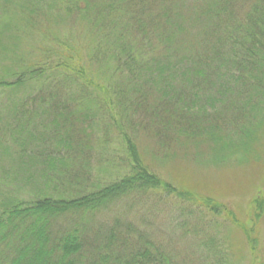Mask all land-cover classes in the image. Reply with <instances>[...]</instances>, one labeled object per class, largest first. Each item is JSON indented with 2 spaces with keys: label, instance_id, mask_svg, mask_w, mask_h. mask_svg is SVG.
Instances as JSON below:
<instances>
[{
  "label": "trees",
  "instance_id": "16d2710c",
  "mask_svg": "<svg viewBox=\"0 0 264 264\" xmlns=\"http://www.w3.org/2000/svg\"><path fill=\"white\" fill-rule=\"evenodd\" d=\"M0 1V55L1 39L19 40L13 18L23 38L35 22L52 20V10L79 21L92 42L85 58L53 48L0 61L12 67L0 70V100L15 95L0 107L3 180L34 187L29 199L0 200V264H185L166 250L171 240H156L160 230L136 220L137 207L165 200L173 229L191 226L214 264L223 258L217 218L255 251L258 197L241 223L226 204L151 171L134 133L150 138L155 153L244 161L262 137L264 0ZM114 139L125 147L126 175L97 179L90 162Z\"/></svg>",
  "mask_w": 264,
  "mask_h": 264
},
{
  "label": "rangeland",
  "instance_id": "374dc122",
  "mask_svg": "<svg viewBox=\"0 0 264 264\" xmlns=\"http://www.w3.org/2000/svg\"><path fill=\"white\" fill-rule=\"evenodd\" d=\"M44 9L47 11L46 8ZM51 14L55 16L52 20L44 19L35 22L30 30L32 35H26L23 38L17 31L19 26V24H16L17 17L13 18L10 24L16 29L15 35L19 40L3 41L1 39L4 51H1L3 57L0 55V61L13 54L25 56L26 60L33 59L38 57L39 54H43L44 51L54 52L53 48L60 49L63 52L69 49L72 53L85 58L86 47L92 42L88 40L82 24L76 19L65 17L55 10H52ZM3 16L4 9L0 8V28H2L1 19ZM10 66L1 62L0 70H11L12 67ZM36 84L42 83L38 82ZM29 91L30 89L26 87L18 93ZM13 96H15L13 93L8 92L4 99L0 100V107L3 106L4 102L6 105L5 99ZM260 122H263L264 125V106L256 118V124L259 125ZM262 126L259 125V132L262 137L258 143L250 145L252 148L245 152L244 161L240 164L236 163L234 159L228 160L229 162L224 165L206 164L208 161L204 157L205 155L202 154L200 157L195 158L194 151L189 152L188 157L181 156V153L178 155L162 154L159 149L155 153L154 142L150 138L145 137L140 131H135L134 136L142 163L151 171L178 189L190 190L199 196L210 197L226 204L241 223H247L249 216L257 208L255 198L258 197L260 204L264 205V128L262 130ZM97 153L95 160L90 162V165L93 164V172L97 179L115 181L126 175L129 162L125 147L120 141L112 140L108 148H100ZM7 170L6 166L0 165V200L11 196L19 200L29 199L31 194L34 193L32 190L34 187L23 184L18 180L12 183L4 181L2 172ZM57 187L60 191H64L61 186L57 185ZM143 207L136 208H141L136 213V220L144 228H148L149 232L154 229L160 230L159 233L157 232L158 236L156 237L159 243L163 242L165 244L171 240L173 244L165 247L166 250L173 248L176 249V252L179 251L181 258L179 259L185 264H214L210 257L205 258L204 250L197 245L201 239L197 238L198 241H196L195 238L192 239L189 235V230L193 229L191 226H188L189 230L187 228L173 229L174 218H171L167 212L171 207L169 201L165 200L160 204H156L154 209H149L147 205ZM158 209L165 212L158 211ZM216 220L221 239L220 246H217L223 250V258L220 264H257L259 258L264 260V215L258 226H255L257 242L253 253H251L250 246L244 241L240 231L231 227L222 218ZM151 221L154 222L153 225L151 227L146 226V223ZM189 223L192 225L195 221L190 220ZM171 229L173 232L170 231ZM190 239L195 242L191 243ZM189 248H192L195 254ZM183 256L186 260L182 258Z\"/></svg>",
  "mask_w": 264,
  "mask_h": 264
}]
</instances>
